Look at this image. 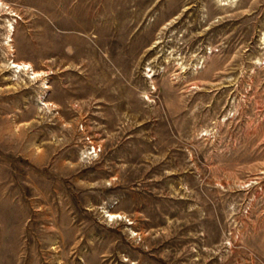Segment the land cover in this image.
<instances>
[{
	"label": "rangeland",
	"instance_id": "374dc122",
	"mask_svg": "<svg viewBox=\"0 0 264 264\" xmlns=\"http://www.w3.org/2000/svg\"><path fill=\"white\" fill-rule=\"evenodd\" d=\"M0 264H264V0H0Z\"/></svg>",
	"mask_w": 264,
	"mask_h": 264
}]
</instances>
